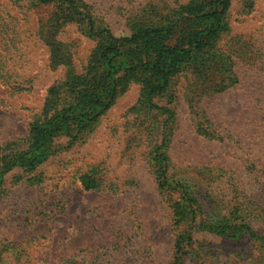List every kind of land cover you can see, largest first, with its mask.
Returning a JSON list of instances; mask_svg holds the SVG:
<instances>
[{"label": "rangeland", "instance_id": "374dc122", "mask_svg": "<svg viewBox=\"0 0 264 264\" xmlns=\"http://www.w3.org/2000/svg\"><path fill=\"white\" fill-rule=\"evenodd\" d=\"M81 1L92 6L90 12L101 17L115 37H123L129 34L127 17L147 3L173 7L187 0ZM55 12L54 3L0 0V155L5 147H14L12 143L25 147L29 123L41 119L48 87L63 83L71 73L87 71L97 39L82 33L73 21L57 29L56 43L64 57L52 65V45L42 35ZM227 20L229 30L218 45H239L241 38L258 49L253 57L252 48L238 50L234 69L239 82L203 94L198 102L219 137L206 138L193 129L180 91L186 79H179L173 103L163 94L152 98L158 105L173 106L175 114L166 121L167 113L160 116L139 104L140 84L128 83L80 138L69 144L68 136L58 135L56 151L33 170L14 168L4 175L0 264H170L182 252L180 264H252L259 248L246 234L231 237L198 224L210 217L207 208L214 207L209 192L224 199V192L230 191L200 181L197 173L203 165L225 168L234 184L264 203V0H231ZM167 126L171 138L159 149L168 156L166 174L187 181L204 203L190 244L179 247L177 235L188 229V222L175 223L173 211L183 192L160 189L149 154L161 144ZM86 171L94 173L97 187L81 186L78 176ZM32 176L41 181L30 184ZM250 225L264 236L262 219H252Z\"/></svg>", "mask_w": 264, "mask_h": 264}, {"label": "trees", "instance_id": "16d2710c", "mask_svg": "<svg viewBox=\"0 0 264 264\" xmlns=\"http://www.w3.org/2000/svg\"><path fill=\"white\" fill-rule=\"evenodd\" d=\"M31 3L36 6L54 3L56 6V12L44 23L42 35L45 43L52 45V65L64 57L55 36L59 26L68 21L75 22L84 30H81L82 33L97 39V45L90 54L86 73H71L63 83L48 87L41 119L29 123L25 147L12 143L14 147L4 148L7 151L0 155V196L5 192L2 179L5 174L14 168L27 172L33 170L56 151L54 143L58 135L68 136L69 144L73 139L80 138V134L92 128L115 96L130 82L140 84L139 104L159 111L160 116L167 113L166 121L175 114L173 106L158 105L152 98L163 94L168 103H173L178 97L179 79H186L180 91L188 105L193 129L203 137L218 138L198 102L203 94L213 95L239 82L234 69V57L238 50L249 51L252 48V56L258 49L250 40L251 44L241 38L239 41L244 44L218 45L229 30L227 14L231 0H187L173 7L149 2L140 12L127 17L129 34L123 37H115L103 19L90 12L92 6L88 7L81 0H31ZM162 131H166V136L160 140V145L151 148L149 154L155 163L160 189L169 191L179 188L183 192L173 211L175 223L179 224L182 220L188 222V229L177 235L175 245L179 247L185 242L190 244V233L193 224H197L195 217L203 213V202L197 192L190 189L187 181L166 174L168 156L159 149L163 142L171 138L172 130L167 126ZM199 170L198 179L205 181L207 186L219 189L220 185H225L230 187V191L225 193L219 189L224 192V199L209 192L208 199L214 207L207 210L212 219L204 217L198 224L201 228L231 237L246 234L259 248L257 258L248 262L264 264V236L257 235L250 225V220L255 218L264 221V203L255 201L249 194L252 191L243 185L234 184L233 174L225 168L212 169L203 165ZM90 172L78 176L81 186L87 190L98 185L94 173ZM27 181L35 184L41 179L32 176ZM184 253H180L170 264L182 263ZM67 261L60 264H69Z\"/></svg>", "mask_w": 264, "mask_h": 264}]
</instances>
